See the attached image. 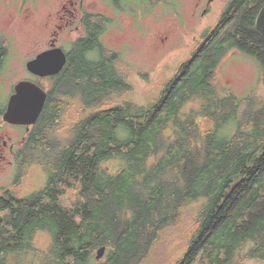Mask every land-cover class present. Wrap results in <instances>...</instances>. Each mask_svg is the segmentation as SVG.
Returning <instances> with one entry per match:
<instances>
[{
    "label": "trees",
    "instance_id": "trees-1",
    "mask_svg": "<svg viewBox=\"0 0 264 264\" xmlns=\"http://www.w3.org/2000/svg\"><path fill=\"white\" fill-rule=\"evenodd\" d=\"M263 4L229 0L145 103H110L132 85L118 69L119 53L102 46L98 27L86 22L63 69L46 77L44 106L21 151L30 160L19 163L45 170L46 185L24 196L0 188V264H162L154 259L186 212L183 250L166 264H264V97H241L212 81L236 49L261 66L264 85V37L254 25ZM7 56L0 38V74ZM67 97L90 113L61 141L52 130ZM4 107L0 98V120ZM75 181L83 202L67 211L57 197Z\"/></svg>",
    "mask_w": 264,
    "mask_h": 264
},
{
    "label": "rangeland",
    "instance_id": "rangeland-1",
    "mask_svg": "<svg viewBox=\"0 0 264 264\" xmlns=\"http://www.w3.org/2000/svg\"><path fill=\"white\" fill-rule=\"evenodd\" d=\"M68 1L0 0V38H4L8 45L7 60L0 74V98L3 103L17 81L37 79L27 71L25 63L48 48L56 26L72 16L62 6L66 4L73 11L77 4L69 5ZM118 1L119 5L114 0H84L82 8L91 13H103L110 20L101 40L105 47L119 53L118 69L132 85V89L122 96L113 95L110 98L112 104L122 99L141 103L155 99L164 83L176 74L179 64L190 57L201 40V34L217 22L229 0ZM74 24L78 25V22ZM73 26L65 27L57 36V45L67 51L74 38L83 33V29L76 32ZM262 73L254 58L231 49L218 64L212 81L216 87L241 97L246 94L264 97ZM38 81L48 89L50 81L47 78ZM64 104L59 124L52 130V137L61 141L69 137L72 122L90 113V109L85 108L77 97L65 98ZM192 104H187V107ZM24 135V127L0 120V143H7L1 150L5 157L0 159V188H10L19 196L41 190L48 177L41 167L20 164V160H15L9 152L8 144L17 143ZM29 157L26 160H30ZM107 164L111 168L116 167L115 162ZM82 202L80 183L77 181L63 187L57 197V203L67 211ZM196 205H190L186 211ZM188 217L186 212L182 225L166 233L162 243L166 250L160 248L154 259L156 262L166 264L170 253L178 255L183 250ZM44 239L45 236L41 237L39 244L43 245ZM246 264L261 263L253 260Z\"/></svg>",
    "mask_w": 264,
    "mask_h": 264
},
{
    "label": "water",
    "instance_id": "water-1",
    "mask_svg": "<svg viewBox=\"0 0 264 264\" xmlns=\"http://www.w3.org/2000/svg\"><path fill=\"white\" fill-rule=\"evenodd\" d=\"M254 25L264 37V4L256 14ZM66 62L65 51L61 47L55 46V39H53L52 47L27 60L25 67L32 75L46 77L58 74ZM46 97L47 91L39 82L32 79L17 81L13 86L12 93L8 96L1 117L2 121L10 125H24L28 131L40 115ZM104 252L105 247H99L96 250L95 258L100 259Z\"/></svg>",
    "mask_w": 264,
    "mask_h": 264
},
{
    "label": "flooded vegetation",
    "instance_id": "flooded-vegetation-1",
    "mask_svg": "<svg viewBox=\"0 0 264 264\" xmlns=\"http://www.w3.org/2000/svg\"><path fill=\"white\" fill-rule=\"evenodd\" d=\"M83 2H84V0H69L68 1V4L69 5H72L73 6L74 4H77V7H75V6L73 7L74 8L73 11L71 9L67 8V5L66 4L62 6V8L68 10L72 16H70L69 19H66L63 24H58L56 26V29H54L53 34H52V37L50 39V45H49L48 48H45V49H49V48L52 47V41H53V39H55V46H58L57 45V36H58V33L60 31H62L65 27H68V26H71V25H74L73 26L74 27L73 30H76V32L77 31L79 32V31H81L83 29V33L81 35H78L76 38H74V40L77 39V38L84 37L85 36V26H84V24L86 22H90L91 24H93V26L98 27L97 28L98 29V32H97V34H95L96 35V39L99 40V43H101L102 46L105 47V44L101 40V35H102L103 31L106 28L105 27L106 24L109 23L110 20L107 17H105V15L103 13H91V12H88V11H84L82 9L83 8ZM118 5H119V1H118ZM74 22H78V25H75ZM59 47H61V46H59ZM96 50H94V51H96ZM64 51H65V53L67 55V50H64ZM32 76L35 77V78H37V79L48 77V76H46V77H38V76H35V75H32ZM12 91H13V88H12ZM12 91H11V93H12ZM7 99H8V97H7ZM7 99L5 101V107H6ZM5 107H4V109H5ZM14 126L24 127V131H25V135L21 138L20 141H18L17 143H10L7 146L9 152L13 155V158L15 160L19 161L22 158H24V156H25V159H26V157H29L28 152H26L25 154L24 153H21V151L24 149V147H25V151L27 150L26 149V144H27L26 134L29 132V130L26 131V126H24V125H14ZM6 145H7L6 141H3V142L0 143V159H3L5 157L4 154L1 152V150L3 148H5Z\"/></svg>",
    "mask_w": 264,
    "mask_h": 264
},
{
    "label": "bare ground",
    "instance_id": "bare-ground-1",
    "mask_svg": "<svg viewBox=\"0 0 264 264\" xmlns=\"http://www.w3.org/2000/svg\"><path fill=\"white\" fill-rule=\"evenodd\" d=\"M162 259V258H161Z\"/></svg>",
    "mask_w": 264,
    "mask_h": 264
}]
</instances>
